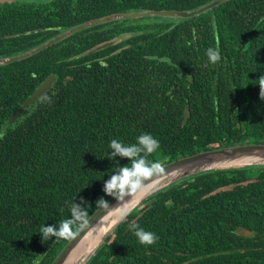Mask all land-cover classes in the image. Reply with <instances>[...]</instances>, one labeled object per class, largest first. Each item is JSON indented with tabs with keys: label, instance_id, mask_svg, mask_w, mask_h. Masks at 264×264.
<instances>
[{
	"label": "trees",
	"instance_id": "trees-1",
	"mask_svg": "<svg viewBox=\"0 0 264 264\" xmlns=\"http://www.w3.org/2000/svg\"><path fill=\"white\" fill-rule=\"evenodd\" d=\"M211 1L3 3L0 57L113 13L194 10ZM210 46L222 54L214 65L205 56ZM51 73L52 88L6 124ZM262 74L264 0H230L174 22L105 23L0 66V264H51L69 240L43 241L39 227L67 218L75 198L90 215L109 198L110 139L134 143L151 133L160 147L148 158L161 164L264 143ZM133 225L158 239L142 245ZM86 264H264V165L199 173L151 195Z\"/></svg>",
	"mask_w": 264,
	"mask_h": 264
},
{
	"label": "water",
	"instance_id": "water-1",
	"mask_svg": "<svg viewBox=\"0 0 264 264\" xmlns=\"http://www.w3.org/2000/svg\"><path fill=\"white\" fill-rule=\"evenodd\" d=\"M16 0H0V5L3 3H13ZM230 0H213L197 9L194 10H141V11H133V12H120V13H113L110 15H106L103 17H99L96 19L89 20L84 22L80 25L71 27L60 34L48 39L47 41L43 42L42 44L29 49L21 54L9 56V57H0V66L9 65L11 63L22 61L28 59L45 49L53 46L72 35L98 26L105 23H110L118 20H125V19H137L141 17H161V18H192L199 16L203 13H206L216 7L228 2ZM114 44V42H109L107 44H103L97 47L96 50L105 49L109 46ZM93 52V51H91ZM56 82L55 74H49L46 79L36 88V90L24 101L23 105L16 110L15 113L8 119L6 124L12 125L16 122L18 118H20L24 113L25 110L30 108L36 101L41 99L47 91H49L52 86ZM254 158L255 162H239V160H244L245 158ZM257 165H264V143L259 144H241L231 147L219 148L212 151H205L200 152L195 155H191L188 157L180 158L176 161L171 163L165 164L163 172H161L157 177L153 178L150 184L149 190L139 196V200L136 202V205L130 210V213L134 211L138 206H140L148 197L151 195L160 192L176 182H180L181 180L193 176L192 174H199L211 170H220V169H228V168H238V167H245V166H257ZM130 197H126V200ZM109 204V207L117 206V201L113 197H109L106 200ZM129 213V214H130ZM104 213L101 211L100 213H93L92 218L89 216L91 224H96ZM128 214V215H129ZM128 217V216H127ZM124 221V220H123ZM121 223V222H120ZM116 224L113 228L111 233L107 236L110 238L111 235L114 233L116 227L120 224ZM88 232L87 229L82 230L76 237L69 240L67 244L63 247L60 253L53 259L51 264H63L66 258L74 251L76 246L82 240V238ZM105 238V240L107 239ZM104 240V241H105ZM101 245V244H100ZM99 245V246H100ZM99 246L95 248V250L86 257L83 261L79 262L78 264H86L90 257L98 250Z\"/></svg>",
	"mask_w": 264,
	"mask_h": 264
},
{
	"label": "clouds",
	"instance_id": "clouds-1",
	"mask_svg": "<svg viewBox=\"0 0 264 264\" xmlns=\"http://www.w3.org/2000/svg\"><path fill=\"white\" fill-rule=\"evenodd\" d=\"M205 56L207 63L213 65L222 59L218 46L208 47L205 50ZM256 81H258L256 85L260 88V98L264 100V74L260 75ZM159 147V140L148 132H143L136 136L134 143L114 138L110 139L108 143L109 151L105 158L114 163L112 169L106 173L108 179L104 180L103 192L106 196L115 198L118 202L117 206L110 208L108 202L103 197L99 198L91 213L97 214L103 211L104 214L100 216L96 224H91L88 218L89 216L92 218V215L88 213L89 205L83 200L77 203L75 198L69 205V215L67 218L57 220L52 225H46V223L40 225L38 233L41 235L42 240H54V242L57 240H71L84 229L98 234V229L109 226L105 225L103 221L117 210H119V214L111 219V225L125 220L130 213L131 206L137 202L136 197L142 196L149 190L153 178L163 172V165L171 163L161 164L158 160H150L148 158ZM117 157L127 158L129 163L122 166ZM126 197H130V199L126 200ZM131 227L134 228V235L142 245H152L158 239L152 231L135 225Z\"/></svg>",
	"mask_w": 264,
	"mask_h": 264
},
{
	"label": "bare ground",
	"instance_id": "bare-ground-1",
	"mask_svg": "<svg viewBox=\"0 0 264 264\" xmlns=\"http://www.w3.org/2000/svg\"><path fill=\"white\" fill-rule=\"evenodd\" d=\"M255 162L254 158H245L244 160H239V162ZM130 199V198H129ZM139 200V196L136 197V201ZM136 205L134 203L131 206V209ZM119 214V210L112 213L109 217H107L103 223L105 225H109L106 228L98 229V234H94L91 231H88L86 235L82 238L79 244L76 246L74 251L66 258L63 264H78L79 262L83 261L86 257H88L92 252L95 250L97 246H99L104 239L111 233L113 228L116 226L111 225V219L114 218Z\"/></svg>",
	"mask_w": 264,
	"mask_h": 264
},
{
	"label": "rangeland",
	"instance_id": "rangeland-1",
	"mask_svg": "<svg viewBox=\"0 0 264 264\" xmlns=\"http://www.w3.org/2000/svg\"><path fill=\"white\" fill-rule=\"evenodd\" d=\"M48 1H51V0H19V2H21V3H33V2H37V3H39V2H48ZM154 16H150V17H141V18H137V19H132L131 21H132V23H134V21H137L138 23H142L143 21H146L147 19L148 20H151L152 18H153ZM150 18V19H149ZM165 19H167L169 22H174V21H177L178 20V18H170V17H167V18H165ZM127 25H128V23H126ZM129 35L127 34V35H125V37H128ZM121 39L122 38H120V39H116V40H113V42L114 43H117V42H120L121 41ZM193 176H190V177H195V175H196V173L195 174H192ZM107 238V237H106ZM105 240V239H104ZM109 240V238H107L105 241H108ZM104 242V241H103ZM102 242V243H103ZM101 243V244H102Z\"/></svg>",
	"mask_w": 264,
	"mask_h": 264
}]
</instances>
